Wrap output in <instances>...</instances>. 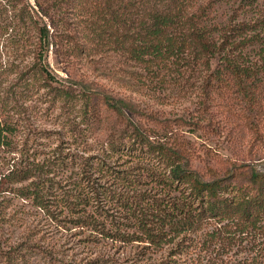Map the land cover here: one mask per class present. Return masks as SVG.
Masks as SVG:
<instances>
[{"label":"trees","instance_id":"1","mask_svg":"<svg viewBox=\"0 0 264 264\" xmlns=\"http://www.w3.org/2000/svg\"><path fill=\"white\" fill-rule=\"evenodd\" d=\"M0 39L15 55L0 63V111H9L15 88L39 82L53 98L81 102V119L98 123L101 105L124 128L107 140L102 158L82 162L90 172L59 187L53 169L62 166L16 150L17 125L0 112V153L8 164L0 194L139 250L138 264H205V257L206 264H264V171L241 161L224 171L208 168L204 178L191 166L197 148L184 130L201 121L206 128L214 110L229 116L238 108V116L258 119L264 0H0ZM50 49L67 77L49 70ZM94 58L121 92L79 69ZM188 95L201 121L164 116L170 98ZM115 155L124 159L117 166ZM10 247L0 249V263L20 260L10 250L24 248Z\"/></svg>","mask_w":264,"mask_h":264},{"label":"rangeland","instance_id":"2","mask_svg":"<svg viewBox=\"0 0 264 264\" xmlns=\"http://www.w3.org/2000/svg\"><path fill=\"white\" fill-rule=\"evenodd\" d=\"M257 3H261V0H257ZM218 10L225 14V5L221 3ZM5 44L6 40L0 39V63L15 56L10 43ZM50 50L47 56L49 70L59 80L67 77L64 65ZM259 50L264 54V44L256 47V52ZM96 58L92 63L83 60L78 65L79 69L84 71L89 80L104 86L106 90L121 92V87L102 74L103 69L95 62ZM10 80L11 78L9 83ZM14 90L16 98L13 97L6 107L9 111L0 112L9 114L11 121L17 125L14 139L18 144L16 150L25 148L30 156L37 161L48 162L52 165L51 168L55 164L62 166L59 171L53 169L56 172L54 181L60 184L59 187L66 180L67 186L72 184L83 170L90 172L91 168H85L82 162H96L102 158L101 151L105 149L109 138L124 135L123 126L116 125L114 116L106 113L101 105L98 107L99 112L95 114L98 123L95 121L91 124L88 119L80 118L81 102L70 104L60 98H53L51 89L39 82H34L27 89ZM1 105L0 103V107ZM12 105L13 109H10ZM195 108L196 102L188 95L178 101L170 98L162 110L166 118H183L194 122L199 118L193 117L199 115ZM236 110L239 111L238 108ZM237 111L227 116L222 110H214L209 123L206 122V128H203L205 123L201 120L197 121L198 125H203L199 129L184 127L185 136L197 148L191 166L204 178L208 168L224 171L231 163L239 165L241 161L254 166L258 171H264V108L260 109L258 119L254 116L251 120L238 116ZM205 144L210 149L208 157L204 156ZM118 156L115 155L111 160L115 166L124 160H120ZM7 168V160L0 153V175L6 173ZM69 193L75 194L74 191ZM11 244H19L21 249L24 248L10 250L15 256H21L15 264H138L134 261V256L139 250L111 244L98 235L77 227L73 221H51L41 210L32 207L29 201L16 198L6 191L0 194V249L9 250ZM233 251L239 252V249Z\"/></svg>","mask_w":264,"mask_h":264}]
</instances>
